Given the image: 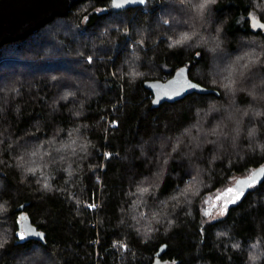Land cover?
I'll use <instances>...</instances> for the list:
<instances>
[{"label": "trees", "instance_id": "obj_1", "mask_svg": "<svg viewBox=\"0 0 264 264\" xmlns=\"http://www.w3.org/2000/svg\"><path fill=\"white\" fill-rule=\"evenodd\" d=\"M160 1L81 0L1 47L0 264H264V177L201 205L264 165V0ZM183 65L220 95L155 107L145 81Z\"/></svg>", "mask_w": 264, "mask_h": 264}, {"label": "water", "instance_id": "obj_2", "mask_svg": "<svg viewBox=\"0 0 264 264\" xmlns=\"http://www.w3.org/2000/svg\"><path fill=\"white\" fill-rule=\"evenodd\" d=\"M81 0H0V49L8 42H14L23 39L34 33L40 27L50 22L56 16L66 17L72 7ZM121 7H139L146 0H114ZM251 25L257 30H264V21L259 18L251 17ZM183 73V75H181ZM187 84L196 85L195 88L185 87ZM145 87L153 94V104L159 107L163 103H174L186 96L199 93H215L220 95L217 89L209 88L190 76V67L183 65L179 67L174 74L166 79H150L145 81ZM174 89H182L178 95H171ZM165 91L169 92L168 96L163 95ZM255 176V181H260L264 177V165L255 169L251 176L241 178L239 181L249 180ZM254 181V182H255ZM249 185L243 186L246 193ZM24 206H20L23 209ZM22 231L28 239L46 242L45 233L38 229L32 222V219L22 212L19 223ZM165 250V245L160 248L156 254L154 264H158L160 256Z\"/></svg>", "mask_w": 264, "mask_h": 264}, {"label": "rangeland", "instance_id": "obj_3", "mask_svg": "<svg viewBox=\"0 0 264 264\" xmlns=\"http://www.w3.org/2000/svg\"><path fill=\"white\" fill-rule=\"evenodd\" d=\"M152 2L154 3L155 0H149V2L147 3V5L145 6H142V11H150V5L149 3ZM160 0H159V4H160ZM154 4H157V3H154ZM110 7H113V4L111 3L110 4ZM252 17H256V16H252ZM258 18V17H256ZM260 19V18H259ZM255 29V28H254ZM256 30V29H255ZM226 55V53H222V54H219L217 59H216V62H215V65L213 66V69L214 70H219L220 66L222 65L223 63V56ZM107 120V126H110L112 125V121L109 120V119H106ZM251 174V170L248 171L247 173H244V174H241V176H244V175H250ZM240 175H237V176H233L231 177L227 182L226 184L219 188L217 191L211 193V194H207L206 196H204L201 200V205H202V212L204 214V219L206 221H214V220H218V219H221L224 217L225 215V212L223 214H221L220 212V209L221 207L226 203L225 201H222V200H217V197L219 195H221L226 189L228 188H234L237 186V181L239 180V177ZM229 205V204H227ZM208 212L210 213L209 215H206L205 213Z\"/></svg>", "mask_w": 264, "mask_h": 264}, {"label": "snow or ice", "instance_id": "obj_4", "mask_svg": "<svg viewBox=\"0 0 264 264\" xmlns=\"http://www.w3.org/2000/svg\"><path fill=\"white\" fill-rule=\"evenodd\" d=\"M141 2H143V0H141ZM212 3H215V0H202V2L197 5V11L202 13L204 11V9L207 8V6L209 4H212ZM182 39H187V37H184ZM180 42H182V41H177V43H180ZM181 75H183V73H181ZM185 87L195 88L196 85L187 84ZM181 90L182 89H174L171 92V95H178ZM163 95L168 96L169 92L165 91L163 93ZM254 181H255V176L250 177L249 180H246V181H239V182H237L236 187L228 188L221 195H219L217 197V200H222V201L226 202L220 209L221 214H223L224 212L227 211V204H234L243 196V194H244L243 186L246 184L251 186ZM141 191L146 192L147 189H141ZM89 206L94 207V205H89ZM205 214L209 215L210 213L206 212ZM19 238L24 239L25 238L24 233H20ZM0 246H2V245H0Z\"/></svg>", "mask_w": 264, "mask_h": 264}, {"label": "flooded vegetation", "instance_id": "obj_5", "mask_svg": "<svg viewBox=\"0 0 264 264\" xmlns=\"http://www.w3.org/2000/svg\"><path fill=\"white\" fill-rule=\"evenodd\" d=\"M253 183H255V182H253Z\"/></svg>", "mask_w": 264, "mask_h": 264}]
</instances>
